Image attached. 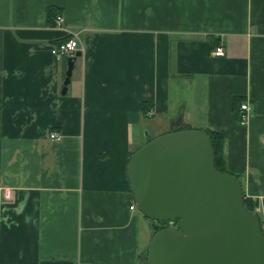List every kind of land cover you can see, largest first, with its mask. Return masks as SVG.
<instances>
[{
  "label": "crops",
  "instance_id": "obj_1",
  "mask_svg": "<svg viewBox=\"0 0 264 264\" xmlns=\"http://www.w3.org/2000/svg\"><path fill=\"white\" fill-rule=\"evenodd\" d=\"M179 124L222 136L264 222V0H0V264H145L125 164Z\"/></svg>",
  "mask_w": 264,
  "mask_h": 264
},
{
  "label": "water",
  "instance_id": "obj_2",
  "mask_svg": "<svg viewBox=\"0 0 264 264\" xmlns=\"http://www.w3.org/2000/svg\"><path fill=\"white\" fill-rule=\"evenodd\" d=\"M78 55L66 59L61 93ZM125 175L136 210L169 221L151 234L145 264H264L258 216L243 206L240 180L214 167L205 131L179 124L147 140L129 156Z\"/></svg>",
  "mask_w": 264,
  "mask_h": 264
},
{
  "label": "built area",
  "instance_id": "obj_3",
  "mask_svg": "<svg viewBox=\"0 0 264 264\" xmlns=\"http://www.w3.org/2000/svg\"><path fill=\"white\" fill-rule=\"evenodd\" d=\"M62 21L63 20H62L61 16H59V15L55 16L54 22H55L56 25H60V23ZM76 49H77L76 38L75 37H70V38L58 43L55 46H51L49 48V52L54 57L60 58V57H63V56L72 55L73 52H75ZM211 55L212 56H221L222 55L221 47L220 46L215 47L212 50ZM145 114L146 115H150V112L148 111ZM250 116H251V113H250L248 102H246V101L245 102H241L238 105V110L236 112L237 123L240 126L245 125L248 122ZM48 136H49V139H52V140H57L58 139V135L54 131L49 132ZM128 208L130 210L135 209V206H134L132 200L130 201V203L128 205ZM260 230L264 234V222H260Z\"/></svg>",
  "mask_w": 264,
  "mask_h": 264
},
{
  "label": "trees",
  "instance_id": "obj_4",
  "mask_svg": "<svg viewBox=\"0 0 264 264\" xmlns=\"http://www.w3.org/2000/svg\"><path fill=\"white\" fill-rule=\"evenodd\" d=\"M54 11L55 9L53 7H48V11H47V16L48 18L52 17L53 14H54ZM143 104V103H142ZM143 111V114L146 113V110H141ZM236 111L233 112V115L235 116L236 118ZM184 128V127H182ZM185 128H189L187 125ZM206 132V134L208 135L209 137V140H210V143H211V146L213 148V164H214V167L219 170V171H223V172H228L226 171L225 167H224V159H223V152H222V144H223V138L222 136L216 132V131H213V130H203ZM229 173V172H228ZM242 204L245 208L249 209V210H252L253 211V205H252V202L249 198L245 197L243 195V199H242ZM172 222L174 224H176L177 220H172ZM169 221H157V222H153L150 220V224H155L156 227L155 229H152V233L154 231H156L157 229L165 226L166 224H168Z\"/></svg>",
  "mask_w": 264,
  "mask_h": 264
},
{
  "label": "rangeland",
  "instance_id": "obj_5",
  "mask_svg": "<svg viewBox=\"0 0 264 264\" xmlns=\"http://www.w3.org/2000/svg\"><path fill=\"white\" fill-rule=\"evenodd\" d=\"M134 210H135V212H136L137 214H139L140 216H142V215L136 210V208H135ZM166 225H168V224H166Z\"/></svg>",
  "mask_w": 264,
  "mask_h": 264
}]
</instances>
